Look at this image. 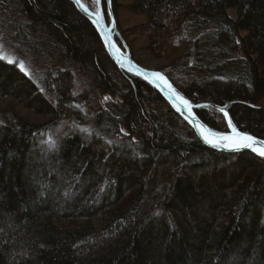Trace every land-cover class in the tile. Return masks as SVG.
Here are the masks:
<instances>
[{
    "label": "trees",
    "instance_id": "1",
    "mask_svg": "<svg viewBox=\"0 0 264 264\" xmlns=\"http://www.w3.org/2000/svg\"><path fill=\"white\" fill-rule=\"evenodd\" d=\"M130 1L146 18L130 32L205 104L196 117L227 133L213 106L224 108L264 140V0ZM10 3L15 50L39 36L68 67L25 76L0 60V99L48 118L0 112V264H264V159L205 147L155 88L115 66L70 0ZM110 4L111 36L133 59Z\"/></svg>",
    "mask_w": 264,
    "mask_h": 264
},
{
    "label": "rangeland",
    "instance_id": "2",
    "mask_svg": "<svg viewBox=\"0 0 264 264\" xmlns=\"http://www.w3.org/2000/svg\"><path fill=\"white\" fill-rule=\"evenodd\" d=\"M86 7L92 11L97 10L96 0H81ZM121 5L116 14L118 27L125 32V46L128 45L135 63L149 70H162L170 61L166 59H158L149 55L147 52L148 40L144 36H140L130 32V29L137 25L143 24L146 18L140 14H133L127 9L130 0H118ZM15 4H11L10 0H0V55L6 58H12L15 64L23 63L27 72L67 68V63L58 61L53 54L48 51L47 44L39 36H32L33 43L30 48L23 51H16L15 39L16 23L19 20ZM128 31V32H127ZM117 45V44H116ZM118 46V45H117ZM119 47V46H118ZM127 48V46H126ZM125 52H128L125 50ZM129 53V52H128ZM259 104H264V98ZM10 111L21 118L33 123H43L47 121V117L32 114L28 110L20 107L12 98L0 99V112ZM94 104L83 105L81 113L85 120L91 122L94 118Z\"/></svg>",
    "mask_w": 264,
    "mask_h": 264
},
{
    "label": "snow or ice",
    "instance_id": "3",
    "mask_svg": "<svg viewBox=\"0 0 264 264\" xmlns=\"http://www.w3.org/2000/svg\"><path fill=\"white\" fill-rule=\"evenodd\" d=\"M75 2L79 3V0H75ZM97 3H99V0H97ZM100 19L101 18L99 12H97L96 20L94 21V23L99 24ZM107 33L108 30H103V38L106 43H108V41L111 39V37ZM0 60L18 67L20 72L24 73L25 76L29 75L22 62L19 64H15V61L12 58H6L3 55H0ZM145 76L153 77V79L149 81L153 85H156L158 80L164 81V77L161 75V73H145ZM164 83L167 85V81H164ZM166 95L169 100L178 98L181 101L182 106L186 112L185 118L193 125V128L197 132V135L200 136V138L203 139L205 143L209 144L213 149L231 154H237L248 150L251 153H254L256 156L264 159V140H258L253 135H249L237 130V128L233 125L228 112H226L224 108L219 109V111L223 113L224 117L227 119L228 127L231 129L230 135L219 134L211 129H208L203 124H198L196 122V115L192 112V108L194 106L190 104L188 100L184 99L183 97H179L178 93H176L175 90L172 89L171 85H167ZM105 99L107 100L109 98L106 97ZM173 106L177 107V105L175 104ZM195 107L200 106L197 105ZM81 131L89 132L88 129H81ZM46 143L49 144V147H55V141L51 137H49ZM231 158V156L224 157V159L227 160H230Z\"/></svg>",
    "mask_w": 264,
    "mask_h": 264
},
{
    "label": "water",
    "instance_id": "4",
    "mask_svg": "<svg viewBox=\"0 0 264 264\" xmlns=\"http://www.w3.org/2000/svg\"><path fill=\"white\" fill-rule=\"evenodd\" d=\"M72 2V4L74 5V7L76 8V10L84 17L86 18L90 24L94 27V29L96 30V32L98 33L103 46L106 50V52L108 53L109 57L111 58V60L113 61V63L115 64V66L143 81H145L146 83H148L149 85H151L153 88H155L163 97L164 99L167 101V103L169 104V106L177 113V115L183 120L185 121L190 128L193 130V132L195 133V135L199 138V140L203 143V145L211 150L214 151H219L222 152L220 150L217 149H213L209 144L205 143L203 139L200 138V136L197 135V132L195 131V129L193 128V125L185 118L186 117V112L182 106L181 101L178 98H174L173 100H169L167 98V85H171L170 82L168 81V79L164 76L163 73H161L160 71H155V70H149L146 69L144 67H141L140 65H138L137 63H135V61H133V59L131 58L130 54L128 52H123L114 42L111 33L115 32L116 30V25H115V20H114V16L111 10V4H110V0H107V9H108V14H109V18H110V25H107L104 13L102 11V6H101V2L102 0H99V3H97L96 0V6H97V10L96 11H92L90 9H88L86 7V5H84V3L79 0V3H76L75 0H70ZM86 9V10H85ZM99 12L100 15V22L99 24L94 23V21L96 20V13ZM108 30V35L111 37V39L108 41V43L105 42L104 38H103V30ZM145 73H161V75L164 77V81H167V85L164 83V81L158 80L156 85H153L152 83H150L149 81L153 79L152 76H145ZM172 89L175 90L176 93H178L179 97H183L184 99L188 100L184 95H182L178 90H176L172 85H171ZM189 101V100H188ZM190 104H192L189 101ZM177 105V107H174L173 105ZM194 107L192 108V112L194 113V109L198 108L195 106H204L205 104H197L194 105L192 104ZM212 106V105H210ZM215 107L217 110L221 109L220 107L217 106H213ZM179 109V110H178ZM225 118V117H224ZM226 124L228 126L227 123V119L225 118ZM196 122L198 124H203L197 117H196ZM204 125V124H203ZM229 128V127H228ZM219 134H223V135H230L231 134V129L229 128V132L227 133H219ZM258 139V138H257ZM261 140V139H258ZM243 152H248L251 153L248 150H245ZM227 153V152H226Z\"/></svg>",
    "mask_w": 264,
    "mask_h": 264
},
{
    "label": "bare ground",
    "instance_id": "5",
    "mask_svg": "<svg viewBox=\"0 0 264 264\" xmlns=\"http://www.w3.org/2000/svg\"><path fill=\"white\" fill-rule=\"evenodd\" d=\"M124 52V51H123ZM156 71V70H155ZM197 137V136H196ZM198 138V137H197ZM199 139V138H198ZM203 144V143H202Z\"/></svg>",
    "mask_w": 264,
    "mask_h": 264
}]
</instances>
